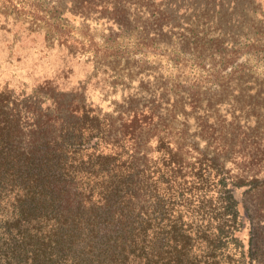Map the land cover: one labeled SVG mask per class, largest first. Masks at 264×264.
Listing matches in <instances>:
<instances>
[{"label": "trees", "instance_id": "obj_1", "mask_svg": "<svg viewBox=\"0 0 264 264\" xmlns=\"http://www.w3.org/2000/svg\"><path fill=\"white\" fill-rule=\"evenodd\" d=\"M71 1L74 14L125 16L127 0ZM46 21L45 35L69 52L115 54ZM44 92L51 103L24 112L0 87V264H261L249 199L264 192V151L201 117L215 152L193 155L156 131V104L132 108L117 127L80 95ZM227 152L252 175H231L219 160Z\"/></svg>", "mask_w": 264, "mask_h": 264}, {"label": "rangeland", "instance_id": "obj_2", "mask_svg": "<svg viewBox=\"0 0 264 264\" xmlns=\"http://www.w3.org/2000/svg\"><path fill=\"white\" fill-rule=\"evenodd\" d=\"M71 4L0 0V87L10 88L19 109L44 107L51 103L45 89H59L80 95L118 127L132 108L156 104V131L193 155L198 148L215 152L199 131L201 117L220 122L244 149L264 151V0H127L118 20L95 10L74 14ZM36 9L45 18L32 20ZM56 19L115 54L69 52L45 35L46 20ZM222 58L232 61L223 67ZM192 97L199 99L196 108L188 104ZM228 155L219 160L231 175H252ZM249 200L264 264V192Z\"/></svg>", "mask_w": 264, "mask_h": 264}]
</instances>
